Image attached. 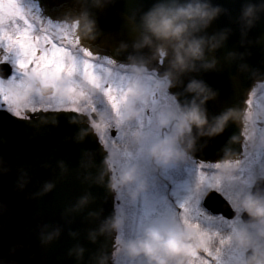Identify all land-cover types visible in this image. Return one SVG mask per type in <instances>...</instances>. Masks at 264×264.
I'll list each match as a JSON object with an SVG mask.
<instances>
[{"label": "clouds", "instance_id": "clouds-1", "mask_svg": "<svg viewBox=\"0 0 264 264\" xmlns=\"http://www.w3.org/2000/svg\"><path fill=\"white\" fill-rule=\"evenodd\" d=\"M114 0H76L81 11L70 20L71 28L81 40L94 41L99 35L93 9L102 10ZM227 9L213 0H155L146 11L138 10L128 18L133 31L138 34L133 43V54L128 55L129 75L125 94L119 104V121L129 127L127 150L130 159L126 164H118L119 152L108 150L101 160L95 177L90 168L97 167L95 160L85 167L86 180L103 187L107 192L121 198L125 207L116 208L113 213L103 216L102 210L88 213L89 218L98 221L94 229L87 232V240L98 244L101 238H118L115 252H109L103 245L88 255L83 245L77 243L68 251L77 264H113L118 256L121 264H189L191 257L209 246L210 241L201 229L190 227L184 220L175 218H153L130 226L127 208L147 204L149 194L160 176L180 170L196 158L200 138H213L222 134L230 122L247 124L248 118L238 109L210 118L207 103L217 93L199 78V73L218 70V59L213 55L224 47L232 34L229 27L208 34V29ZM264 16V0H245L237 23L241 46L247 42L248 33ZM126 47V46H122ZM147 50V56L137 61L134 53ZM244 53L228 52L229 62L244 60ZM166 62L163 73L153 71V62ZM238 70L259 74L247 63H240ZM185 77L187 82L185 83ZM23 86L14 91L24 110L40 108L44 102L67 100L74 87L82 90L84 96L94 100L97 90L89 83L81 81L77 85L67 79L45 80L28 75L23 78ZM182 87L189 97L185 103L179 102V94L173 88ZM167 94L169 103L153 108L152 101ZM150 110L151 125L139 129L140 122ZM110 111L99 110L91 117L90 130L99 133L108 122ZM257 119H264V109L257 113ZM99 127H96V126ZM237 142L238 137L231 138ZM254 149L264 150V134L253 144ZM234 155L225 153L216 162L212 179L229 187L230 206L234 213V224L230 228L231 259L229 264H264V173L253 174L247 182L236 183L239 165ZM54 183L44 185V193L50 192ZM190 194L203 198L206 193L197 187L196 180L190 181ZM95 197L90 192L81 196L71 211L79 212L93 203ZM44 226L39 234L42 245L57 240L62 230L59 227ZM75 238L78 233L71 232ZM15 251V246L10 250ZM0 264L8 261L0 258Z\"/></svg>", "mask_w": 264, "mask_h": 264}, {"label": "water", "instance_id": "water-1", "mask_svg": "<svg viewBox=\"0 0 264 264\" xmlns=\"http://www.w3.org/2000/svg\"><path fill=\"white\" fill-rule=\"evenodd\" d=\"M43 15L56 24L71 26L70 20L79 14L81 7L76 0H36ZM155 0H114L102 10L93 9L99 35L94 41L80 40L79 46L92 56L112 59L116 65L128 67V55L133 54V43L138 34L128 23V18L138 10L146 11ZM227 9L207 30L208 34L229 27L232 34L223 48L213 55L218 59V70L199 73V78L217 93L207 105L210 118L229 109L242 111L244 102L256 87L264 83V16L248 33L247 42L241 46L237 18L245 0H213ZM126 46V47H122ZM228 52L244 53V60L229 62ZM137 61L147 56V50L134 53ZM163 62V61H162ZM247 63L259 74L241 72L240 63ZM149 67L163 73V65L155 62ZM185 77V83L187 82ZM179 94V102L189 97L183 88L171 90ZM243 112V111H242ZM32 121L17 120L0 112V258L8 264H77L68 251L77 243L83 245L88 255L103 245L114 251L115 235L98 244L87 240V232L98 221L88 213L102 210L103 216L114 211V194L86 180L85 167L95 160L97 167L90 168L95 177L97 168L106 155L97 136L90 130L86 118L74 112H38ZM59 116V119L54 117ZM78 117L69 120L67 117ZM243 123L230 122L224 132L213 138H200L196 158L212 164L227 152L235 160L242 154ZM237 136L238 141L231 138ZM54 183L52 191L44 193V185ZM264 186V184L257 185ZM90 192L95 200L79 212L71 211L77 200ZM205 206L213 213L233 218L229 204L216 192L208 193ZM44 226L59 227L60 237L49 245H42L39 234ZM78 235L73 238L70 233ZM15 246V251L11 252Z\"/></svg>", "mask_w": 264, "mask_h": 264}, {"label": "snow or ice", "instance_id": "snow-or-ice-1", "mask_svg": "<svg viewBox=\"0 0 264 264\" xmlns=\"http://www.w3.org/2000/svg\"><path fill=\"white\" fill-rule=\"evenodd\" d=\"M22 22V23H21ZM80 40L73 29L67 25H53L48 22L46 25L41 22L36 14L25 10L20 0H5L0 10V111H6L17 120L32 121L34 116H28L23 110L24 106L19 103V96L14 89L23 86V78L28 75L37 76L45 80H56L58 78L67 79L73 85L81 81L89 83L97 90L94 100L84 96L79 88L70 90L67 100L58 99L49 102L40 108L33 107L32 113L38 111L49 112H74L81 115H89L98 110L110 111L111 115L103 129L98 133L97 139L104 141L109 150L119 152L115 145L131 134L129 127L122 126L119 121V104L125 94V85L128 75L123 66H117L112 59H105V64H96L95 57L84 48L79 47ZM82 53V58L78 55ZM163 62H161V66ZM6 66V67H5ZM255 91H252L244 102L242 109L248 121L255 127H264V120L254 118V107L258 106L255 100ZM163 102L153 99L152 106L155 108L160 104H167L170 98L167 94H162ZM7 105V107H5ZM59 119V116L54 117ZM69 120L78 117L69 116ZM151 125V116L145 117L138 122V128L144 129ZM96 127H99L98 125ZM115 127L118 135L116 140H112L108 135L109 129ZM246 133V141L251 139L247 134V126H243ZM118 164H126L130 157L128 150L119 152ZM259 155V153H257ZM238 165L241 161L237 160ZM195 171L198 173L196 180L198 189L204 191L206 195L201 198L198 195L190 194L187 187L190 182H184L171 189L169 199V189L163 185V194L159 199L162 202L159 207H154L152 211L146 212L140 219L141 222L153 218H175L181 217L190 227L201 229L203 234L210 241L204 251L208 256H214L216 264H229L231 250L229 247L230 235L221 233L219 227H215V222L219 219L227 223L231 228L234 224L232 218H225L222 215L213 213L205 206V199L210 191H215L221 195L229 204V187L212 179V173L205 171V168L214 169L216 162L205 165L203 162H195ZM245 180L247 182L251 179ZM237 177H233L235 182ZM157 188L155 184L154 189ZM214 237H219L218 247L213 252L211 241ZM197 259V255L193 256ZM200 264H207L201 260Z\"/></svg>", "mask_w": 264, "mask_h": 264}, {"label": "flooded vegetation", "instance_id": "flooded-vegetation-1", "mask_svg": "<svg viewBox=\"0 0 264 264\" xmlns=\"http://www.w3.org/2000/svg\"><path fill=\"white\" fill-rule=\"evenodd\" d=\"M3 3H5V0H0V10H2V5ZM20 4L21 6L25 9L30 11L32 14H36L39 16L40 20L42 23H44L45 25L50 22L53 25H58L56 23L51 22L48 18H46L41 9L39 8L36 0H20ZM22 23V22H21ZM62 25H66V24H62ZM70 29L71 26L67 25ZM80 47V46H79ZM81 48V47H80ZM0 55H3L2 50H0ZM78 55L82 58V53H78ZM95 57V56H92ZM95 63L100 65V64H104L105 67H107V65L105 64V59L103 58H99V57H95ZM118 66V65H117ZM6 67V66H5ZM119 67V66H118ZM126 72L127 75H129V71L130 69L128 67H123ZM253 91H255L256 95H255V100L258 102V106L254 107L253 112H254V118L257 119V113H259L262 109H264V83L260 84L258 87H256V89H254ZM158 100H162V97H158ZM163 101V100H162ZM49 102H44L42 104L45 105ZM5 107H7V105H5ZM28 116L34 114L32 113V111L30 110H23ZM99 111V110H98ZM105 111V110H103ZM0 112H5L6 111H0ZM38 112H43V111H38ZM37 112V113H38ZM49 112H53V111H49ZM97 112V111H96ZM95 112V113H96ZM95 113L89 114V115H82L86 118V122L87 125L90 126V121H91V117L95 116ZM8 114V113H7ZM78 114V113H77ZM150 110L146 113V115H150ZM10 115V114H9ZM81 115V114H80ZM14 117V116H12ZM15 118V117H14ZM257 120H264V119H257ZM247 126V134L251 135V139L247 140L245 139L246 137V133H245V128L243 127V140H242V154L240 156V158L238 159H243V157H245V151L246 149L249 148V145L251 143L252 147L253 144L256 143L258 141V138L261 134H264V127H255L253 126L250 122H248L247 124H244ZM94 134L96 136H98V133ZM108 135L111 137L112 140H116V137L118 135L115 127H112L109 129ZM127 137H124L123 140L119 141L116 145L115 148L119 150V152H123L124 150H127ZM99 144L102 146V148L104 149L105 153L107 154V151L109 150L107 146H105L104 141L98 140ZM254 149V148H253ZM259 151V152H258ZM256 152L261 153L262 155H264V150H259L256 149ZM248 159H246V163ZM195 162H200L198 159H193L192 161H190L188 163L187 166H185L184 168L180 169V170H176L173 171L171 173H169L168 175L165 176H160L159 179L156 182L157 188L153 189L152 193L149 194V199H148V203L147 204H138L135 207L132 208H127V213L129 215V224L130 226H135V224L141 219V217L146 213V212H150L153 210L154 207H159L160 204L162 203L159 199L160 195L163 194V185H167L168 189H169V199H172L171 197V189L174 186H177V190L179 191V185H182L184 182H190L193 180H197L198 179V173L197 171H195ZM205 165H208L205 163ZM205 171L208 173H213L214 169H209V168H205ZM212 192V191H210ZM209 192V193H210ZM215 192V191H213ZM208 195V194H207ZM221 196V195H220ZM222 197V196H221ZM223 198V197H222ZM224 199V198H223ZM225 200V199H224ZM226 201V200H225ZM227 202V201H226ZM228 203V202H227ZM229 204V203H228ZM230 206V204H229ZM125 205L122 201L121 198H118L115 194H114V209L116 208H124ZM231 210L233 211L232 207L230 206ZM218 215H222V214H218ZM223 216V215H222ZM224 217V216H223ZM226 218V217H225ZM233 219V218H232ZM219 222H221L219 219H217ZM222 225L224 226V222H221ZM221 233L224 235L229 234V231L227 228H223L220 229ZM118 238L115 236V246H114V251H116L117 247H118V242H117ZM211 247L213 249V252H215V249L218 247H222L219 244V237H214L213 240L211 241ZM197 256L199 257V259L195 258V257H191L189 260V264H198L200 263L199 261L203 258V260L205 259V261H208V264H215V259L213 256H208V254L204 251V250H200L197 254ZM113 264H121L120 258L117 256L114 261Z\"/></svg>", "mask_w": 264, "mask_h": 264}, {"label": "rangeland", "instance_id": "rangeland-1", "mask_svg": "<svg viewBox=\"0 0 264 264\" xmlns=\"http://www.w3.org/2000/svg\"><path fill=\"white\" fill-rule=\"evenodd\" d=\"M52 101H55V99ZM161 102H163V101L161 100ZM258 152H256V149H253V147L250 143L249 148L246 149V151H245V155H244L245 157H243L242 160L237 159V160L241 161V164L239 165V171L236 175V177H237V180L235 181L236 183H240V182H243L245 180H248L250 178V176L251 177L253 176V174H255L256 176H259L262 173H264V155H262L261 153H259V155H257ZM246 159H248L247 163H246ZM214 226L219 227L220 229L227 228L228 231H230V227L227 223H225L223 226L222 223L219 222L218 220L215 222ZM117 242H118V240H117ZM214 259H215V257H214ZM201 260H203V258ZM203 261H205V259ZM206 262L208 264V261H206ZM198 264H200V263H198ZM215 264H216V262H215Z\"/></svg>", "mask_w": 264, "mask_h": 264}]
</instances>
